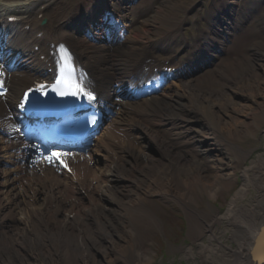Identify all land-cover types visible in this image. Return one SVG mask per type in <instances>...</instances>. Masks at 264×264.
<instances>
[{"label": "bare ground", "instance_id": "6f19581e", "mask_svg": "<svg viewBox=\"0 0 264 264\" xmlns=\"http://www.w3.org/2000/svg\"><path fill=\"white\" fill-rule=\"evenodd\" d=\"M121 1L114 13L122 21H113L123 23L122 46L67 37L88 67L106 79L116 71L135 78L143 59L140 34H159L158 39L178 19L174 5L157 8L154 22L137 19L134 5ZM8 3L24 16L32 9L26 0H0L1 7ZM35 16L27 21L34 24ZM226 20L224 26L236 27ZM12 39L26 41L19 32ZM220 43L225 50L211 65L191 69L150 95L133 99L110 92L116 105L110 122L88 156L75 157L77 185L52 168L16 162L11 150L16 142L1 135L10 119L0 99V264H151L154 251L142 244V231L149 224L163 231L148 200L153 195L180 205L188 224L183 241H167L166 264H264V53L256 46L253 53L227 54ZM162 45L168 49L170 42ZM12 74L9 85L18 95L23 72ZM149 112L159 118L140 122ZM160 125L182 139L175 142ZM133 128L141 144L133 140ZM8 162L12 165L1 164ZM238 179L220 206L216 200ZM173 253L181 263L172 262Z\"/></svg>", "mask_w": 264, "mask_h": 264}, {"label": "rangeland", "instance_id": "374dc122", "mask_svg": "<svg viewBox=\"0 0 264 264\" xmlns=\"http://www.w3.org/2000/svg\"><path fill=\"white\" fill-rule=\"evenodd\" d=\"M205 1L207 3L209 2V0ZM247 1L249 0H244L243 3H246ZM203 10V12H205L206 7ZM259 10L264 12V4L261 6L259 5ZM201 14L202 13L200 12H196L193 13V16H201ZM244 27L246 28L243 33L234 37V42L237 40V44L234 45L233 43L230 47L237 50V52L253 53L256 46H260L257 51L259 53H264V51H261L264 47V29L260 30V28H258L259 23L257 21V16H253ZM161 128L165 130L170 137L174 136V132L169 127L162 126ZM135 140L139 142L137 138H135ZM176 140L180 141L181 139L177 138ZM239 182V179L234 181L232 186L218 197L216 202L220 206L224 207L226 205L228 198L234 193ZM148 200L152 209L163 220V231L160 232V230L149 224L150 228L142 231V244L154 251L150 252L154 257L151 264H166L167 261L162 258L163 255H165V250L167 248L166 243L168 240L174 243L183 241L188 226L186 215L180 205L170 202L159 195H153L149 197ZM200 204L203 205L204 202L200 201ZM169 257L172 262L181 263V256L178 253H173L171 256L169 255Z\"/></svg>", "mask_w": 264, "mask_h": 264}, {"label": "snow or ice", "instance_id": "6c2138e0", "mask_svg": "<svg viewBox=\"0 0 264 264\" xmlns=\"http://www.w3.org/2000/svg\"><path fill=\"white\" fill-rule=\"evenodd\" d=\"M61 49L65 52L67 51L66 49L63 48V46H61ZM64 59L65 58L62 57V61ZM56 83L58 87H63V88L68 89V91L59 92L60 95L76 96V95L83 94L90 100L95 98L93 94L90 91H88L79 80L73 78L71 75H65L63 72V69L61 70L60 78L57 80ZM44 89H45L44 85H39L37 88L38 91H42V92L44 91ZM56 90H57L56 88L53 89V91H56ZM29 91H31V89ZM53 156L58 158V154H53ZM53 156L48 157V160L50 163L55 162L53 159Z\"/></svg>", "mask_w": 264, "mask_h": 264}]
</instances>
